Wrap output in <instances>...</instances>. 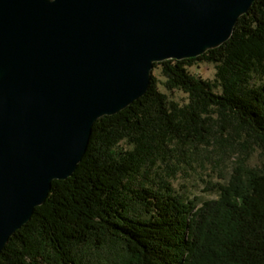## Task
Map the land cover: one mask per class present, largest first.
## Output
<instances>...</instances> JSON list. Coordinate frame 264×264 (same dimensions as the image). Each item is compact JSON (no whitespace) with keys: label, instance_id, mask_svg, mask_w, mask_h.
<instances>
[{"label":"trees","instance_id":"16d2710c","mask_svg":"<svg viewBox=\"0 0 264 264\" xmlns=\"http://www.w3.org/2000/svg\"><path fill=\"white\" fill-rule=\"evenodd\" d=\"M204 61L214 64V77L198 70ZM263 66L264 0L222 45L156 62L168 80L153 73L143 97L96 122L76 172L54 180L0 264H98L78 247L111 241L121 245L114 264H264V168L238 162L228 183H219L220 196L202 204L174 187L165 192L135 181L163 144L204 135L197 127L205 129V110L220 109L223 121L233 115L264 136V81L251 84ZM173 88L188 98L171 99Z\"/></svg>","mask_w":264,"mask_h":264},{"label":"water","instance_id":"95a60500","mask_svg":"<svg viewBox=\"0 0 264 264\" xmlns=\"http://www.w3.org/2000/svg\"><path fill=\"white\" fill-rule=\"evenodd\" d=\"M255 1L0 0V255L156 62L222 45Z\"/></svg>","mask_w":264,"mask_h":264},{"label":"rangeland","instance_id":"374dc122","mask_svg":"<svg viewBox=\"0 0 264 264\" xmlns=\"http://www.w3.org/2000/svg\"><path fill=\"white\" fill-rule=\"evenodd\" d=\"M201 63L198 70L205 76L214 77V64ZM154 73L160 76L163 84L168 80L161 76L160 68H154ZM263 81L264 66L254 72L251 84ZM171 90L168 89L171 99L183 102L184 98H188L179 89ZM222 113L216 108L204 111L203 116L207 115L203 122L205 129L202 125L197 127L203 136L193 140L184 137L163 144L135 178L137 184L154 185L165 192L174 187L188 198L197 197L202 204L220 196L219 183H228L238 162H243L249 169L264 168V136L242 125L233 115L229 121H223ZM156 121L160 123L161 120L157 118ZM78 252L92 262L114 264L121 254V245L111 241L104 246H79ZM49 264L59 263L53 261Z\"/></svg>","mask_w":264,"mask_h":264}]
</instances>
